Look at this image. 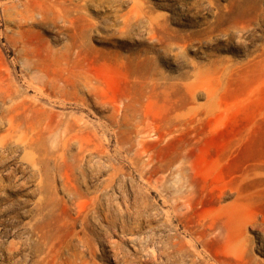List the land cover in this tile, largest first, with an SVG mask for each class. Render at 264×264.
I'll return each instance as SVG.
<instances>
[{
	"label": "rangeland",
	"instance_id": "rangeland-1",
	"mask_svg": "<svg viewBox=\"0 0 264 264\" xmlns=\"http://www.w3.org/2000/svg\"><path fill=\"white\" fill-rule=\"evenodd\" d=\"M0 90L85 126L41 184L0 92V264H264V0H0Z\"/></svg>",
	"mask_w": 264,
	"mask_h": 264
},
{
	"label": "bare ground",
	"instance_id": "bare-ground-1",
	"mask_svg": "<svg viewBox=\"0 0 264 264\" xmlns=\"http://www.w3.org/2000/svg\"><path fill=\"white\" fill-rule=\"evenodd\" d=\"M68 52L69 51H67V54ZM35 78L33 80H35ZM42 83H43V87H41L40 92L45 93L46 96H49L50 93L46 92V90L47 88L50 87L52 89L51 91L53 92L54 98L62 103L65 102L66 98L69 97L76 99L77 98L76 90L81 85V82L77 80L76 81L74 80L69 81L67 79L59 80V79H55L54 77L52 78L45 77L44 79H42ZM0 92L3 94L1 100L4 104L6 103L5 99L11 101V104L8 106V108H6V115H5V122L7 124L8 143L11 145V143L15 139L17 140L20 139L23 142L22 144L23 147L21 149V152L23 153L22 159L27 163L28 167H32L33 170L36 171V174L39 177L41 184L43 183L44 179L49 178L50 174H49L48 166L50 163H53L54 170L63 179L64 187L66 189H70V188L74 189V185L69 184L70 175L67 174L66 172L64 173L61 172L62 167H65L67 169L69 167V164L65 159L64 153L60 152V150L61 148H65L66 146H68L69 139H79V135H82L85 126L83 123H81V120L78 118H70V120H66L59 117V115H55V117H58V120L54 121L52 118V115L54 116V114L50 111L45 110L43 107L39 106L38 104H36L35 101L25 102L23 100H20L16 102V100H14L15 97L13 92L1 91V90ZM33 114L35 115L34 117L31 116ZM178 124L182 125L181 122H179ZM59 132L61 133L62 136L57 140V144L55 143L57 146L54 149L52 147H50V149L46 148L47 137H49V135H51L52 133H59ZM140 146H143V143H140ZM179 156H177L176 158H174V160L170 162H166V161L160 162L158 171L162 175L167 174L169 180L173 181L175 177H177L178 175L182 176L181 173L182 169L180 168L179 170H175L176 167H174L175 163L179 159ZM146 164L148 163H145V165ZM109 167L110 169H112V171L114 170L113 167L111 166ZM115 175L116 174H114V177ZM13 176L15 177V175ZM166 180L167 179L165 176H161L159 180L161 188L165 187ZM222 223L223 222H221L220 225ZM188 224L185 227L186 232L188 233L189 236L193 237L196 242L201 244V246H203L204 249L208 247L209 244V239H208L209 232H213L219 226L218 220L212 222L207 227L202 224H196V225L193 224L188 225ZM175 241L176 240L173 241L174 244ZM11 243L12 246L15 245L13 244V242ZM13 248L9 250L12 251ZM16 248H18V246ZM171 248L173 253L177 255L186 252L182 247V245L179 244L174 245Z\"/></svg>",
	"mask_w": 264,
	"mask_h": 264
}]
</instances>
